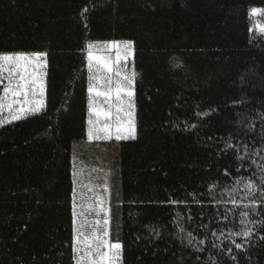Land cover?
<instances>
[{
    "label": "trees",
    "instance_id": "trees-1",
    "mask_svg": "<svg viewBox=\"0 0 264 264\" xmlns=\"http://www.w3.org/2000/svg\"><path fill=\"white\" fill-rule=\"evenodd\" d=\"M258 9L264 0H0V54L47 62L44 108L0 125V264H76L88 48L112 41L132 44L136 104L119 148L118 263L264 264Z\"/></svg>",
    "mask_w": 264,
    "mask_h": 264
},
{
    "label": "rangeland",
    "instance_id": "rangeland-1",
    "mask_svg": "<svg viewBox=\"0 0 264 264\" xmlns=\"http://www.w3.org/2000/svg\"><path fill=\"white\" fill-rule=\"evenodd\" d=\"M253 19L258 26V30H264V12L261 9L253 11ZM112 43L101 42L91 44L92 47L88 48V53L92 52L93 56H99L105 58L112 66V71L108 72L103 66L96 60L92 61L94 65L93 69L90 70L91 87L95 89L91 94L90 98V120L92 124L89 127L93 129H103L106 125L110 127L111 138L110 139H92L89 140L88 135L82 142L74 143L73 145V171L74 174V192H73V208H74V219H75V239L77 247V236L83 240H87L90 243H94L93 236L99 235L107 236L104 237L110 244L119 243L121 233V183L118 172L119 166V155L120 145L123 140L134 135L135 132V107L134 103V76L132 70L129 68L131 56L133 54V47L127 49L126 58L117 62L116 57L118 49L113 47ZM128 41L119 43L121 48L119 54L125 55L123 45ZM20 52L2 53V54H16ZM27 55L43 52L27 53ZM0 54V55H2ZM38 63L44 64L43 68L35 69L43 75L44 83V96L43 101L45 104L46 100V52ZM89 60V58H88ZM15 66L5 64L2 75L8 76L10 71L14 72ZM32 71L33 69H29ZM18 77L20 73H15ZM124 76H128L131 80V85L128 86L123 80ZM7 79L5 78V86L7 85ZM118 83L126 88L122 91L119 96L116 95V88ZM133 92V95L129 97L127 91ZM97 93H100L99 95ZM39 99L40 97H35ZM23 101L24 97L18 98ZM29 99H32L31 93H29ZM131 105V107H129ZM20 105H14L19 107ZM26 106V105H25ZM44 108V107H43ZM42 108V109H43ZM41 109V110H42ZM131 113V115H126ZM3 119L7 117L10 119L7 111L2 113ZM122 124L123 128L129 126V121L134 128L132 133L122 131L121 134L126 136L125 139H116V127L117 122ZM89 132V131H88ZM98 135L103 136V132H99ZM102 201V205L100 204ZM101 208L103 210H101ZM107 220V225L104 221ZM99 222V223H97ZM106 250V249H104ZM115 252V249L112 250ZM77 260L80 259L83 252L76 248ZM120 252L118 258L113 261V264H119ZM77 264V262H76Z\"/></svg>",
    "mask_w": 264,
    "mask_h": 264
},
{
    "label": "snow or ice",
    "instance_id": "snow-or-ice-1",
    "mask_svg": "<svg viewBox=\"0 0 264 264\" xmlns=\"http://www.w3.org/2000/svg\"><path fill=\"white\" fill-rule=\"evenodd\" d=\"M256 11V10H253ZM113 47L118 49L116 60L126 58L127 49L131 47V42H127L123 45V49L125 51V55L121 56L119 54V50L121 48L118 42H113ZM92 45H89L91 48ZM43 53H35L30 55L24 53H16V54H2L0 55V83L4 82V79H7V85L4 87L3 95L0 96V113L7 111L9 113L10 119L5 117L3 120H0V125L4 122H12L15 120H20L25 118L29 114H34L44 107V83H43V75L39 73L35 69H40L44 67V64L38 63V61L44 57ZM89 58V69L92 70L94 65L92 64L93 60L98 61L104 69L108 72L112 71L111 64L103 57L93 56L92 52L88 53ZM5 64L14 65L15 73H20L18 77L14 75V72L10 71L7 77H3L2 73L4 71ZM33 69L30 71L29 69ZM123 80L127 83L128 86L131 85V80L128 76H124ZM126 88L121 86L118 83L116 88V95L119 96L122 91H125ZM95 89L93 87H89V92H93ZM29 93H31L32 99H29ZM98 95L100 93H97ZM127 95L131 97L133 92L128 90ZM23 96V101L19 99H13ZM39 96V99L35 97ZM14 105H20L19 107H14ZM26 105V106H25ZM131 107V105H129ZM126 115H131V113H127ZM89 124H92V121H89ZM126 131L128 133H132L134 131L131 122L129 121V126L127 128H123L122 124L117 122L116 127V139H125L126 136L122 135L121 132ZM99 132H103L104 135H98ZM89 140L92 139H110L111 131L109 126H105L103 129H93L89 128L88 132ZM249 187H255L254 185H249ZM102 201L100 204L102 205ZM101 210H103L101 208ZM99 223V222H97ZM108 221L105 220L104 224L107 225ZM251 233L245 231L241 233V235L249 236ZM107 236V233H104V236L94 235L93 241L94 243H90L87 240H81L79 235L77 236V248L79 251L83 252L84 255L77 260V264H113V261L118 258V253L121 250L122 245L119 243L110 244L104 237ZM191 243V241H189ZM237 248H242L243 245L237 244ZM106 249V250H104ZM115 249V252L112 250Z\"/></svg>",
    "mask_w": 264,
    "mask_h": 264
}]
</instances>
